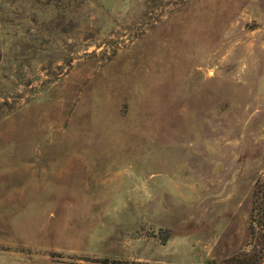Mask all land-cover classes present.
Returning a JSON list of instances; mask_svg holds the SVG:
<instances>
[{"label": "rangeland", "instance_id": "obj_1", "mask_svg": "<svg viewBox=\"0 0 264 264\" xmlns=\"http://www.w3.org/2000/svg\"><path fill=\"white\" fill-rule=\"evenodd\" d=\"M0 264H264V0H0Z\"/></svg>", "mask_w": 264, "mask_h": 264}]
</instances>
